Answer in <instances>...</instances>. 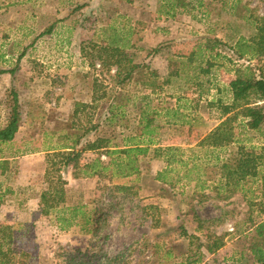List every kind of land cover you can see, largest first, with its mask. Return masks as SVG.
Segmentation results:
<instances>
[{"label":"rangeland","instance_id":"obj_1","mask_svg":"<svg viewBox=\"0 0 264 264\" xmlns=\"http://www.w3.org/2000/svg\"><path fill=\"white\" fill-rule=\"evenodd\" d=\"M162 3L0 0V71L15 70L0 75V129L10 118L14 94L21 114L15 141L0 143V156L14 158L0 170V224L13 228L15 246L30 254L31 264H70L86 260L84 254L90 264H178L198 252L200 264L254 263L252 229L264 221V130L244 129L238 111L222 116L221 106L231 103L235 70L256 64L239 59L236 45L255 33L252 16H264V0H204L202 7L186 0L185 11L179 8L175 16L161 11ZM116 40L114 46L140 65L125 87L115 81L110 44ZM193 55L185 75L177 64L170 66V60L188 62ZM153 81L165 85L154 91ZM178 106L186 123L176 122ZM143 113L153 118L163 150L178 148V158L202 167L203 184H160L156 175L167 164L154 152L141 158L139 174L127 178L114 177L113 168L85 176L96 159L106 165L116 158L107 151L81 152L77 169L52 167L60 162L53 149L72 143L61 134L84 136L78 150L99 136L123 147L141 134ZM226 120L240 143L208 152L201 142ZM241 146L257 158V175L235 188L222 166L235 160ZM174 166L177 180L184 170ZM59 176L66 182L60 208L85 206L91 225L79 220L61 230L56 212L44 213L41 196ZM200 220L206 222L202 230ZM217 242L221 247L210 254L207 244Z\"/></svg>","mask_w":264,"mask_h":264},{"label":"trees","instance_id":"obj_2","mask_svg":"<svg viewBox=\"0 0 264 264\" xmlns=\"http://www.w3.org/2000/svg\"><path fill=\"white\" fill-rule=\"evenodd\" d=\"M128 3H133L135 0H126ZM164 3L161 5V11L164 10L167 16H175L177 9H182L185 11L188 4L186 0H163ZM197 2L200 7L203 6L204 0H190L191 3ZM213 2H218L221 4L226 3V0H212ZM253 23L255 25V33L249 38H241L237 42L236 53L239 59L248 58L249 61L256 60L254 66L239 67L235 70L236 78L230 83V91L232 95V100L230 104H223L222 116H227L234 111H238L237 115L241 116L243 119V128L246 130L263 131L264 130V16H252ZM53 28H49L46 33H52ZM116 42H112L110 46L114 51L113 57L117 58L114 62L117 67V72L115 76V81L121 87H125L134 78L140 69L139 64H135L129 61L127 56H125L123 48L119 46H114ZM201 47V46H200ZM209 47V46H208ZM214 48V46H211ZM201 49V48H200ZM202 50V49H201ZM159 51V48L154 50ZM117 56V57H116ZM194 55L188 62H182L177 60H170V66L177 64L181 70L182 75L187 74V69L192 67V62ZM123 61H127L123 65ZM197 69V68H193ZM176 75L178 70L175 71ZM170 76H175L172 74ZM3 74H15V70H1L0 75ZM197 78V77H196ZM150 87L156 91V89H162L165 84L157 83L156 81L151 82ZM166 83V82H165ZM10 118L7 124L0 129V143L7 144L14 142L16 135L21 128V114H20V104L18 96L14 94L12 104H11ZM121 107V106H120ZM180 106L174 111V116L176 117V122L186 123L183 117L180 116ZM171 110L167 109V117H169V112ZM110 114L112 116L117 115L113 106L110 109ZM143 125L141 134L136 137H130L125 140V145L123 147L110 146V140L103 136L97 137L95 140L87 141L81 150L77 148L81 146L82 138L84 136H78L73 133H63L62 138L71 141V144H63L59 150L53 149L55 153H58L56 157L60 159V162H54L52 167L56 171H61L62 165L65 168L72 167L77 169L79 166V159L81 152H97V151H107L106 154L112 158L111 162L108 164H103L101 159H96L92 164H88L84 170L86 177L101 176L102 173L113 168V176L120 178H127L141 172L140 160L141 158H146L151 152L155 153L157 157L158 154L163 156L166 161V166L163 170L159 171L156 175V181L160 184L166 186L174 187L176 184L184 181L187 184L192 182H197L198 184H203L202 181V167L194 162L190 164L189 160H184L183 156L178 158L176 152L180 150L178 148L168 147L163 150L159 143L155 140L156 128L153 127V118L147 116V114H142ZM108 118L104 117V122ZM229 120V119H228ZM228 120L222 122L218 125L204 140L201 142L204 146L209 149L208 152L215 153L213 149L223 148L227 145L233 143H240V141L234 138L232 132V127L229 125ZM98 126H95L97 128ZM60 151V152H59ZM1 153V150H0ZM238 156L234 158L233 162L231 160L224 162L222 168L228 174V184L232 181H236L235 188L239 187L238 183L245 180L248 177L256 176V169L258 166V160L254 154L246 150L244 146H241L238 151ZM0 159H3L0 156ZM217 162H221L220 156L216 157ZM8 160H0V170L4 173L8 166ZM178 164L182 166L184 170L181 178L175 179L171 176L172 173L176 171L174 165ZM196 173L197 176L194 177L193 174ZM59 181V182H58ZM66 184L63 182L61 176H59L57 182L50 181V188L48 191L44 192L41 196V205L43 207L44 213L48 214L49 211L54 210L56 212L57 222L61 230H68L72 226L82 224L89 226L92 224L93 219L91 218L90 212L85 206L73 205L64 206L60 208V202L64 200L60 197V193L64 190L61 189V185ZM118 189L125 191L126 186H117ZM205 186L201 185V190H204ZM3 202V195L0 193V209ZM206 222L199 221V229H204V224ZM253 236L250 251L254 259L252 264H264V221L255 223L253 226ZM221 247V243H211L207 244L206 249L210 254H214ZM86 260H76L71 261L70 264H90L91 258L89 255L84 254L82 257ZM30 254L19 250L14 243V232L13 228L8 225L0 224V264H31L29 262ZM75 256L73 259H76ZM201 252L195 253L192 256H187L185 261L178 264H200L202 259ZM116 260V259H115ZM115 260L109 259V264H113ZM84 261V262H83Z\"/></svg>","mask_w":264,"mask_h":264},{"label":"crops","instance_id":"obj_3","mask_svg":"<svg viewBox=\"0 0 264 264\" xmlns=\"http://www.w3.org/2000/svg\"><path fill=\"white\" fill-rule=\"evenodd\" d=\"M121 38H119V43H121V40H120ZM115 42H117V40L115 41ZM19 133V132H18ZM16 138H17V135H16ZM3 157V156H2ZM14 158L13 157H3V159H0V160H8V161H11V160H13Z\"/></svg>","mask_w":264,"mask_h":264}]
</instances>
